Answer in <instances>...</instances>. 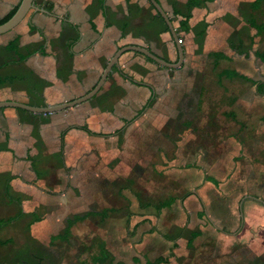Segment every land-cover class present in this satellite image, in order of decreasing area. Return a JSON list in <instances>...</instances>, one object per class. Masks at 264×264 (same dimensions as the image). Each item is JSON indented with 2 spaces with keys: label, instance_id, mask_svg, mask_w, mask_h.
I'll return each instance as SVG.
<instances>
[{
  "label": "crops",
  "instance_id": "crops-1",
  "mask_svg": "<svg viewBox=\"0 0 264 264\" xmlns=\"http://www.w3.org/2000/svg\"><path fill=\"white\" fill-rule=\"evenodd\" d=\"M188 1L159 0L183 46L181 65L167 67L127 50L99 91L75 106L50 113L0 108V264H32L22 255L37 251L32 250L35 240L52 252L51 242L64 239L68 221L76 216L85 217L73 224L71 236L80 222L106 217L108 208L90 207L110 202L112 178L123 172L129 160L132 167L140 161L145 167L150 162L157 166L143 152V124H164L172 112L192 106L190 94L198 70L193 73L191 67L197 69L201 59L211 58L220 78L227 77L221 75L224 70H232L238 73L233 78L256 81L250 70H255V63L264 65L258 58L264 50L256 52L249 66V57L240 58V32L246 28L251 40L264 38V34L254 36L255 27L264 25V1L255 7L256 0H200L191 9ZM20 2L0 0V19ZM35 4L38 8L31 9L21 23L0 34V101L42 107L73 101L96 87L109 62L127 45L147 47L171 63L179 59L176 39L150 0H35ZM189 13L188 26L183 28L181 22ZM234 38L236 49L231 44L228 53L224 41ZM217 53L225 58L217 60ZM241 62L247 72L241 71ZM201 91L200 87L199 95ZM133 132L139 134L133 137ZM210 178L216 179L206 176L203 182ZM187 198L189 206L200 201L199 226L207 231L215 225L198 189L193 188ZM228 235L234 236L217 228V247L232 242ZM18 236L24 239L20 244ZM237 236L248 235L241 230ZM192 238L187 240L189 249ZM99 254L100 246L95 256ZM251 261L253 257L242 264Z\"/></svg>",
  "mask_w": 264,
  "mask_h": 264
},
{
  "label": "rangeland",
  "instance_id": "rangeland-1",
  "mask_svg": "<svg viewBox=\"0 0 264 264\" xmlns=\"http://www.w3.org/2000/svg\"><path fill=\"white\" fill-rule=\"evenodd\" d=\"M248 32L246 28L240 32L244 41L240 58L249 57L250 66L256 52L264 50V38L251 40ZM236 43V38L225 40V50L231 53V44L236 49ZM202 50L203 46L198 49ZM197 64V69L191 67L192 72L198 70L190 94L192 106L172 112L166 124H143V152L157 166L150 162L145 167L140 161L132 167L129 160L123 172L112 178L110 202L90 207L108 208L106 217L80 222L69 239L51 242L52 252L34 239L32 250L37 251L22 255L23 259L32 264H97L95 255L104 240L112 258L103 264H242L252 257L249 264L264 263V95L241 77L220 78L211 58ZM243 66L241 62V71L247 72ZM250 75L264 82V65L255 63ZM206 176L215 177L218 185L203 182ZM193 188L205 198L215 225L234 235L226 236L232 239L231 246L217 247L215 225L207 231L199 226L200 201L186 204ZM173 196L177 199L164 206ZM198 229L204 232L191 239L194 245L189 249L187 240ZM241 230L250 239L238 238ZM23 241L16 237L18 244ZM19 257L16 254L15 260Z\"/></svg>",
  "mask_w": 264,
  "mask_h": 264
},
{
  "label": "water",
  "instance_id": "water-1",
  "mask_svg": "<svg viewBox=\"0 0 264 264\" xmlns=\"http://www.w3.org/2000/svg\"><path fill=\"white\" fill-rule=\"evenodd\" d=\"M150 2L156 8V10L159 12V14L163 17V19L166 21V23L168 24V26L171 29V32H172L174 38L176 39L177 47H178V53H179V59L177 62L171 63V62L165 60L164 58H162L161 56H159L158 54L154 53L152 50L148 49L147 47H144L141 45H127V46L122 47L116 53V55L113 57V59L109 62V64L107 65L101 79L99 80L98 84L96 85V87L82 97H79L73 101L62 103L59 105H51V106H43V107L42 106H33L30 104L18 102V101H0V108L4 107V106H16V107H21V108L28 109V110L35 111V112L50 113V112H55V111L66 109V108L71 107V106H75V105L93 97L99 91V89L101 88V86L103 85V83L105 82L107 77L109 76L113 66L117 65L119 63L120 55L124 51H127V50L139 51V52L143 53L144 55H146L148 58H151L154 61H156L157 63H160V64L167 66V67L175 68V67L181 65L183 62V59L185 57V52H184L183 46L181 44V41L177 35V32L175 30V27L173 26L172 21L170 20L168 14L166 13L165 9L163 8V6L159 2V0H150ZM34 8H38V6L35 4V0H21L17 10L15 11V13L7 21L0 24V34L6 33L8 31L12 30L13 28H15L19 23H21L25 19V17L30 12V10L34 9Z\"/></svg>",
  "mask_w": 264,
  "mask_h": 264
},
{
  "label": "trees",
  "instance_id": "trees-1",
  "mask_svg": "<svg viewBox=\"0 0 264 264\" xmlns=\"http://www.w3.org/2000/svg\"><path fill=\"white\" fill-rule=\"evenodd\" d=\"M264 0H256L254 6L255 7H259L260 4L263 2ZM201 4V1L200 0H189L188 1V6H189V9H191L193 6H198ZM19 5H17L11 12H9L8 14H6L4 17H2L0 19V24L7 21L14 13L15 11L17 10ZM190 18V13L188 14V17L186 20L182 21L181 22V26L183 28H186L188 26V22L187 20ZM256 30H255V35L254 36H257V35H263L264 34V25H257L256 27ZM17 41H13L12 42V46H13V49L14 51H18V45L16 43ZM27 56V55H26ZM215 57L217 58V60L221 59V58H225V55L224 54H221V53H217L215 54ZM258 58L260 59L261 62H264V52H259L258 53ZM151 59V58H149ZM152 60V59H151ZM122 74H124L125 76H127L125 73L122 72ZM222 76H227L229 78H233L235 76H238V73L236 71H232V70H224L222 73H221ZM244 77V76H243ZM246 78V77H245ZM255 84L258 85V90L259 92L261 93H264V82H257V81H253ZM264 120V119H263ZM209 180H211L212 182H214L215 184L218 185V182L216 181V179L214 178H210ZM175 199H170L169 202H167L166 204H164V206H167L168 204H170L171 202H173ZM85 216H76L74 217L73 219L69 220L68 221V224H67V227L65 229V232H64V235L62 238H64L65 240L69 239L70 236H71V227L73 226V224L84 218ZM202 233L201 229L198 231H195L193 232V238L194 237H197L199 236L200 234ZM189 244H190V241H189ZM100 254L97 255L95 257V261L97 264H103L104 262H106L107 260H110L112 258L111 256V253L109 252L105 242H101L100 243ZM261 264H264V263H261Z\"/></svg>",
  "mask_w": 264,
  "mask_h": 264
}]
</instances>
